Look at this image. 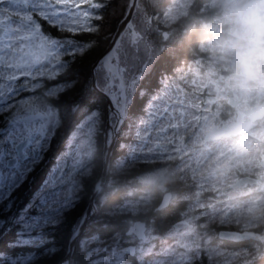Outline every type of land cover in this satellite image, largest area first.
<instances>
[{"label":"snow or ice","instance_id":"obj_1","mask_svg":"<svg viewBox=\"0 0 264 264\" xmlns=\"http://www.w3.org/2000/svg\"><path fill=\"white\" fill-rule=\"evenodd\" d=\"M112 2L0 0V264H109L101 232L108 226L86 227L96 215L91 203L76 215L84 191L82 150L99 139L110 148L131 138L137 100L148 95L144 81L155 66L129 23L131 9L114 34L106 31L99 13ZM83 31L96 35L84 39ZM50 49L63 54L51 68ZM97 50L82 74L78 63ZM54 147V163L22 197Z\"/></svg>","mask_w":264,"mask_h":264},{"label":"rangeland","instance_id":"obj_2","mask_svg":"<svg viewBox=\"0 0 264 264\" xmlns=\"http://www.w3.org/2000/svg\"><path fill=\"white\" fill-rule=\"evenodd\" d=\"M192 2L193 0H171L163 14L157 15L159 23L167 27L163 30L164 36L170 35L168 26H171L181 15L186 14ZM129 3L130 0H113L105 17L106 31L110 28L111 20L116 17L118 19L126 13ZM206 6L207 9H211L209 2ZM84 7L86 6L82 5V8ZM113 10H115L114 16ZM138 16L137 4L130 24H135ZM82 23L85 27L88 26L87 22L82 21ZM203 23L212 34L209 38L210 43H204L203 46L205 52H208L207 60L204 62L198 59L201 63L191 65L189 70L193 74L185 78V83L167 82L156 99L153 98L148 102L145 114L140 117L133 132L135 142L127 146L126 156L116 157L112 174L103 183L102 193L99 196L100 203H103L111 192L128 182L122 201L116 203L108 213L110 216L128 214L123 215L122 218L126 223H131L136 214L149 210L153 204V190L157 189L160 192L166 189L172 190L169 186L173 187L174 182L180 181L181 183L176 184L177 189L188 188L179 194L172 190V203L185 200L187 206L183 211V217L194 224L200 221L199 217L204 216L205 219L197 224L202 230L190 234V230L171 227L166 235L173 238L172 243L167 242L159 248H154L153 239L159 231L154 219L149 216L146 218L149 221L148 239L138 246L136 264H184L193 258L192 252L199 248L200 234H205V240L212 238V235L208 236L210 232L206 231L205 227L213 228L218 224L226 227H246L264 221V195L258 194L235 203L232 199L234 191L230 187V183L239 176L238 171L247 172L254 168L264 178V166L259 164V157L264 155V141L257 137L264 133V127L237 138L230 136L209 141L204 139L206 131L212 124L222 121L220 113L226 107L222 104L219 106L220 98L225 99L227 94L233 93L247 103L252 95V87L247 85L245 89H237L234 87V82L226 83L219 80L220 71L229 68L220 53L215 51L219 37L214 35L220 28L214 15ZM128 39L130 37H124V41ZM120 46L118 42L116 47ZM55 51L54 57L48 61L49 68L56 63L57 56L63 55ZM190 72L184 70L183 75H188ZM186 84L193 88L187 90ZM199 92L215 94L218 100L213 102L206 96L199 99L200 96H197ZM227 113L226 119H231L233 114L230 109ZM253 136L259 139H253ZM97 148L98 140L86 144L82 150L83 167L78 177L82 180V185L87 176L90 179L93 165H85L97 152ZM101 148L102 142L100 152H102ZM146 165L152 168L126 180V174L132 168H143L147 167ZM207 192L213 193L207 195ZM121 205L124 207L120 208ZM108 222V218L102 223L93 221L90 226L98 228L107 225ZM105 242V246L109 249L106 253L109 264H128L122 251L120 231L105 238ZM259 249L258 247L250 251L241 247L237 250L212 249L208 251V262L245 264L259 256L261 253Z\"/></svg>","mask_w":264,"mask_h":264},{"label":"trees","instance_id":"obj_3","mask_svg":"<svg viewBox=\"0 0 264 264\" xmlns=\"http://www.w3.org/2000/svg\"><path fill=\"white\" fill-rule=\"evenodd\" d=\"M171 0H138V13L139 16L135 22L136 29L138 33L143 36V45L147 49L148 53L155 60V66L152 69L151 75L147 80L144 81V88L146 89L148 95L145 97L144 101L138 99L137 100V109L138 114L135 118V125H137L140 117L145 114V110L147 108V104L153 98L161 93V89L164 85L168 83L174 84L185 83V78L187 76H192V72H190V67L194 63H201L198 59L202 61L207 60L208 52H205L203 46L205 41L207 40L209 32L205 27L203 21H206L213 17L214 13L212 8L207 9L206 4L209 0H193L192 4L189 6L188 12L184 15H181L176 21H174L171 26H168L170 29V35L164 36L163 30L167 27L163 24L159 23L157 19V15L163 14L164 9L170 4ZM205 8V9H203ZM110 9V8H109ZM109 9L105 10L104 13H99L104 15L105 17L108 14ZM123 17H117L110 23V28L107 30L110 34H114L118 21ZM151 18V19H150ZM95 33H90L87 31H83L81 33V37L84 39H88L90 37H94ZM111 40V36L109 35L108 40H101V50L106 47ZM127 43V40L124 41ZM98 51H94L89 53L84 57L82 61L78 63V68L80 69L82 74H86L89 72L91 64L94 62L96 56L98 55ZM196 61V62H195ZM184 70H188L190 72L188 75H183ZM202 70V69H200ZM187 90L192 89L193 87L186 84ZM200 96L199 99L205 98L204 93L197 94ZM228 108L220 113V118L222 120H226L228 117L227 113ZM136 127V126H135ZM102 142L103 148V139L98 140V148L97 152L93 156L94 166L92 168V173L90 175V179L87 182V185L90 187L95 180L99 177L103 168V150L100 152V146ZM135 142L134 135L132 133L131 138L126 140L118 141L119 147L117 144H114L113 151L111 153L110 165L107 174L104 177V182L108 179V177L112 174V170L114 168V162L117 156H126L127 154V146L132 145ZM101 148V149H102ZM100 155V156H98ZM102 155V156H101ZM147 167L143 168H132L126 174V180L129 177H134L137 173H143L152 167L150 165H146ZM239 173V171H238ZM240 174V173H239ZM128 182L124 183L122 186H119L115 191L111 192L108 196V204L102 205L100 207V212L103 213L105 211L112 210L113 206L116 203H120L122 201V197L124 195L125 189L128 187ZM177 183H181L180 181L174 182L175 186L171 187L174 192L177 194L181 193L186 187H179L177 189ZM172 185V184H171ZM161 192L159 190L154 194V202L146 212L141 214H136L134 218H148L149 216L154 219L156 227L160 233L168 231L171 228L172 223L183 216L184 210L186 209L187 202L185 200H177L174 203H171L168 207H164L162 209H156L155 203L158 202ZM207 195H211L208 192ZM86 200H84L79 208L77 209L76 214L79 215L81 212L85 210ZM128 215V214H123ZM123 215L116 214V216H110L108 213V224L107 229H101L102 235H111L116 231L123 232L129 223L123 220ZM105 216V214H104ZM107 217V215H106ZM106 219V218H105ZM104 219V220H105ZM201 222V221H199ZM199 222L197 223L199 225ZM102 223V222H100ZM224 227L222 224H218L213 228L205 227L206 231L215 233L219 228ZM67 236V233H65ZM239 245V244H237ZM226 246V245H225ZM244 247H258L259 250H262V246L260 243H255L253 246L249 244H244ZM227 247L232 248L227 245ZM240 247L237 246V249ZM207 251V250H206ZM205 251V254L199 258H196L193 261H188L184 264H211L208 262L209 252ZM261 254V253H260ZM259 254V255H260ZM62 255V253H61ZM263 256H258L254 259L253 264H262ZM40 264H55L54 260L50 259H42Z\"/></svg>","mask_w":264,"mask_h":264},{"label":"flooded vegetation","instance_id":"obj_4","mask_svg":"<svg viewBox=\"0 0 264 264\" xmlns=\"http://www.w3.org/2000/svg\"><path fill=\"white\" fill-rule=\"evenodd\" d=\"M94 2H96V0H94ZM95 21H93L92 23H94ZM212 36V34H208V36L206 37L207 40L205 41V44H209L211 40H209V38ZM215 37H219L220 36V30H218V32H215ZM50 51L53 53L52 56L48 57V61L50 59H52L55 55V50L53 49H50ZM221 56V54H219ZM218 78L220 81H224V82H233V80L231 79V72H230V69H222L220 71V74L218 75ZM227 78V79H226ZM0 82H3V81H0ZM252 89H251V96L248 100L247 103H245L242 99H239L235 94L233 93H229L226 95V98H220L221 100L218 102L219 103V106L222 104L224 105L225 107H227L228 109H230V111L232 112L233 114V117L231 119H236L237 118V114H238V107H241V108H248V107H251L253 105H256V104H259L261 102L264 101V89H261L260 86L254 82H249V84ZM206 97H209L210 98V95L208 92L204 93ZM229 95H233L236 100L239 101V105L238 106H235V105H231V104H228L227 103V97ZM218 100V99H217ZM202 102H206V101H203ZM263 128L264 127V116L260 119H257L255 121V123L253 124V126L251 127V129L248 131V132H241L239 134H237L235 136V138L239 137V136H243V135H247V134H251L255 129H259V128ZM252 137V136H251ZM259 137L262 141H264V133L260 134ZM256 136H253V139H259L257 138ZM260 141V142H262ZM263 152H264V148H263ZM55 154H56V149L54 147L53 149V152L49 153L48 154V157L44 160L43 163H41L37 168H36V171L33 173L32 177H30V183L26 184L24 189L22 190L21 192V196L22 197H26V195L30 194V192L32 190H34L38 185L39 183L43 180L45 174L48 172V169L52 166V164L54 163V157H55ZM264 158V155L263 156H260L259 157V164H260V161L261 159ZM87 164H92L94 166V161H93V156L89 159V162L86 163L85 166H87ZM92 166V168H93ZM260 166H262L260 164ZM91 173H92V170H91ZM90 173V175H91ZM240 173V172H239ZM241 175H251V176H254V177H257L258 179V183H247L245 186H238V187H231L234 191V195L232 196V199L235 201V203L237 202H240V201H243V200H246V199H250V198H253L255 196H257L258 194H263L264 195V178L258 173V171L256 169H252L250 171H247V172H241L239 174V176ZM238 176V177H239ZM238 177H236L232 182H234ZM89 176H87L83 182V201L86 200L87 198V202H86V205L88 203V200H89V197H90V194L92 193L93 189H94V184L95 182L97 181V179L95 180V182L90 185V187L87 185V182L89 181ZM104 180V178H103ZM103 180H102V185H101V189L100 191L98 192V194L96 195V198H95V202H96V205H97V212H96V215L92 218L89 219V222H88V225H86V227H89L91 225V223L93 221H98L99 220V223L102 222L105 218L107 219L108 218V212L105 211L103 213L100 212V207L102 205H105V204H108L109 202V198L107 197L105 199V201L103 203H100V200H99V196L100 194L102 193V189H103ZM193 181V180H192ZM194 182V181H193ZM231 182V183H232ZM176 183V182H175ZM230 183V184H231ZM196 184V183H195ZM194 184V185H195ZM190 186V185H189ZM259 187V189L257 190V188ZM170 188V186H169ZM188 188V187H186ZM172 189V188H171ZM157 190V189H156ZM156 190H153V193L155 194L156 193ZM167 190H170V189H166L164 190L163 192L167 191ZM173 190V189H172ZM171 190V191H172ZM163 192H161L163 194ZM173 193V192H172ZM213 192H210L209 194H212ZM243 193V194H242ZM161 194V196H162ZM161 196L158 200L157 203H155V208L157 206V204L159 203L160 199H161ZM82 201V202H83ZM173 200L170 201L169 205L172 203ZM153 202H154V199H153ZM219 202H221V199L219 200ZM168 205V206H169ZM166 206V207H168ZM86 208V207H85ZM105 214V216H104ZM77 215V214H76ZM107 215V217H106ZM181 218V217H180ZM182 218H185L182 216ZM141 219H144V218H141ZM187 219V218H186ZM205 219L204 216H201L199 217V220L202 222L203 220ZM146 220V223H147V229H148V224H149V221L147 219H144ZM190 221V220H189ZM191 222V221H190ZM171 227H174L173 226V223H172V226ZM222 228H228V229H237V230H244V229H249V230H254V231H257L260 233L261 237L260 238H248V239H245V240H240V241H234V240H228V239H223L221 237H219L218 235V230L221 229L219 228L215 234L210 232L208 234L209 235H212V238L211 239H208V240H205L206 237H205V234H200L201 236V239H200V242H199V248L197 250H194L192 252L193 254V258L190 260V261H193L195 260L196 258H199L201 259V257L205 254V251H211L212 249L215 250V249H220V248H226V249H229V250H237V246L241 247V248H245L246 250H252V247H244L243 245L244 244H249L250 245H254L255 243H260L261 246H262V250H261V254L259 256H263V260H262V264H264V221L261 223V224H258V225H250V226H243V227H234V226H224ZM126 229V228H125ZM177 229H186V230H190V234L194 231H198L200 232L202 229L201 227L197 226V224H194L193 222H191V225L189 226H185V227H181V228H177ZM117 233L114 232L112 233L111 235H103L104 238H107V237H111L113 235H115ZM202 233V232H201ZM167 234V231L166 232H162V233H157L156 237L153 239V243H154V248H159L162 244H166L167 242H170L172 243L173 241V238L172 237H169L166 235ZM121 235H122V242H121V245H122V251L124 252V259L128 261V264H136V254L135 255H130L128 253H126L123 248L125 247V245L127 244H134L136 246V252L138 250V246L141 244V242H145L148 238L146 237V239H139L136 237V235H134L133 233L132 234H129V235H126L125 234V230L123 232H121ZM239 244V245H237ZM226 245V246H225ZM227 245L231 246L232 248L230 247H227ZM206 251V252H207ZM152 257V255H150ZM42 260V259H41ZM41 260H39L37 262V264H40L41 263ZM51 260V259H50ZM254 262V259H252L250 262H247L245 264H253Z\"/></svg>","mask_w":264,"mask_h":264},{"label":"clouds","instance_id":"obj_5","mask_svg":"<svg viewBox=\"0 0 264 264\" xmlns=\"http://www.w3.org/2000/svg\"><path fill=\"white\" fill-rule=\"evenodd\" d=\"M220 36L215 51L226 61L234 87L264 89V0H209Z\"/></svg>","mask_w":264,"mask_h":264},{"label":"water","instance_id":"obj_6","mask_svg":"<svg viewBox=\"0 0 264 264\" xmlns=\"http://www.w3.org/2000/svg\"><path fill=\"white\" fill-rule=\"evenodd\" d=\"M137 2L138 0H130L129 7L126 13L123 15V17L119 20L120 22H122L123 19L128 18L129 9H131L132 17H133ZM133 4H135V7H133ZM131 20L132 19L129 20V23L131 22ZM117 39L119 40L120 38H117ZM210 98L213 102L217 101L218 99L217 95L215 94H211ZM227 103L231 105H235V106L239 105V101L236 100V98L233 95H229L227 97ZM237 112L238 114H237L236 119H226V120H222V121L212 124V126L206 131L204 135V139L206 141H209V140H215V139H220V138H226L230 136H236L237 134L241 132H248L253 126V124L255 123V121L264 116V101L259 104L248 107V108L238 107ZM114 144L115 143L111 144V147L109 148L103 140L102 172L94 184V189L92 193L90 194V197H89V200H88V203L85 209H87L91 203L92 207L97 212V205L95 202V198L101 189L102 180L108 172L109 165H110V159H111V153L113 151ZM260 164L264 166V158L261 159ZM247 183H258V179L257 177H254L251 175H241L234 182H232L230 186L231 187L245 186ZM258 189L259 187L257 188V190ZM172 195L173 193L171 190H167L163 192L161 199L156 206V209H162L168 206L172 199ZM119 207L123 208L124 206L121 205ZM189 225H191V222L188 219L182 218V217L176 219L173 222V226L175 228H181V227H185ZM132 233L136 235V237L139 239H146L147 237L146 220L141 219V218H135L131 223H129L125 229V234L129 235ZM218 235L219 237L223 239L234 240V241L245 240L248 238H260L261 237L260 233L254 230H249V229L237 230V229H228V228L219 229ZM123 250L130 255L136 254V246L134 244L125 245Z\"/></svg>","mask_w":264,"mask_h":264}]
</instances>
